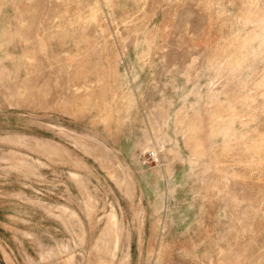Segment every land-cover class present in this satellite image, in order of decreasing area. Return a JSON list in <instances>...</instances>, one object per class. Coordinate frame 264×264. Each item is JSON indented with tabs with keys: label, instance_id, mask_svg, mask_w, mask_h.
<instances>
[{
	"label": "rangeland",
	"instance_id": "obj_1",
	"mask_svg": "<svg viewBox=\"0 0 264 264\" xmlns=\"http://www.w3.org/2000/svg\"><path fill=\"white\" fill-rule=\"evenodd\" d=\"M0 264H264V0H0Z\"/></svg>",
	"mask_w": 264,
	"mask_h": 264
}]
</instances>
